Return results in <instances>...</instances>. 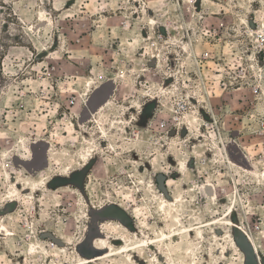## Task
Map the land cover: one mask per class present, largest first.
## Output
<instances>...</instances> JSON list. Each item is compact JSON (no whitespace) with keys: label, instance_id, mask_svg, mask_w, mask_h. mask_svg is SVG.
Here are the masks:
<instances>
[{"label":"rangeland","instance_id":"374dc122","mask_svg":"<svg viewBox=\"0 0 264 264\" xmlns=\"http://www.w3.org/2000/svg\"><path fill=\"white\" fill-rule=\"evenodd\" d=\"M0 264H264V0H0Z\"/></svg>","mask_w":264,"mask_h":264},{"label":"bare ground","instance_id":"6f19581e","mask_svg":"<svg viewBox=\"0 0 264 264\" xmlns=\"http://www.w3.org/2000/svg\"><path fill=\"white\" fill-rule=\"evenodd\" d=\"M41 15H42V16H41V17H42L41 20H42L43 22H44V21L47 22V21H48V18L45 17V15H43V14H41ZM41 20H40V21H41ZM50 21H51V20H50ZM51 24H52V23H51ZM211 185H212V184H211ZM213 186H214V185H213ZM210 188H211V187H210ZM214 188H215V187H214ZM209 196L212 197V198L215 197V195L212 194V193H211ZM215 199H216V198H215ZM223 221L225 222V220H223ZM227 221H228V220H227ZM227 221H226V222H227ZM218 222H219V221H218ZM216 223H217V222H216ZM227 224L230 225V224H232V223H231V222H227ZM204 225H205V224H204ZM233 225H234V224H233ZM200 226H201V225H200ZM3 230H5V229H3ZM6 230H8V229L6 228ZM6 230H5V231H6ZM189 230H190V229H189ZM7 232H9V231H6V233H7ZM4 233H5V232H4ZM10 233H11V232H10ZM179 234H180V233H179ZM3 235H5V234H3ZM173 235H174V234H173ZM176 235H177V234H176ZM4 237H6V236H4ZM170 237H171V235H170ZM173 237H174V236H173ZM146 243H148V242H146ZM151 243H152V242H151ZM252 243H253V242H252ZM149 244H150V243H149ZM253 246H254V245H253ZM127 249H128V248H127ZM126 251H127V250H126ZM106 255H107V254H106ZM109 255H110V254H109ZM105 257H106V256H105ZM85 262H86V261H85ZM85 262H84V263H85ZM88 262H89V261H88Z\"/></svg>","mask_w":264,"mask_h":264}]
</instances>
